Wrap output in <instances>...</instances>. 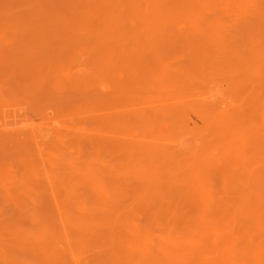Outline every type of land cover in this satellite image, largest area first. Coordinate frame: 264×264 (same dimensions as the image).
I'll return each mask as SVG.
<instances>
[{
  "label": "bare ground",
  "instance_id": "bare-ground-1",
  "mask_svg": "<svg viewBox=\"0 0 264 264\" xmlns=\"http://www.w3.org/2000/svg\"><path fill=\"white\" fill-rule=\"evenodd\" d=\"M0 126V264H264V0H0Z\"/></svg>",
  "mask_w": 264,
  "mask_h": 264
},
{
  "label": "rangeland",
  "instance_id": "rangeland-1",
  "mask_svg": "<svg viewBox=\"0 0 264 264\" xmlns=\"http://www.w3.org/2000/svg\"><path fill=\"white\" fill-rule=\"evenodd\" d=\"M11 113H16V116H7L6 118H2V120H4V121H6V122H12V121H14V120H20V119H22L23 117H24V115L22 114L23 112H22V109H20V108H17V109H13L12 111L10 110V112H9V114H11ZM191 116L193 117V118H195V116L193 115V114H191ZM3 126H0V128H2ZM38 200H39V198H38ZM5 203V202H4ZM4 203H2V205H5ZM37 204H38V201H37ZM1 205V206H2Z\"/></svg>",
  "mask_w": 264,
  "mask_h": 264
}]
</instances>
